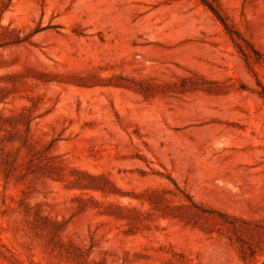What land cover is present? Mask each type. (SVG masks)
<instances>
[{
  "label": "rangeland",
  "instance_id": "obj_1",
  "mask_svg": "<svg viewBox=\"0 0 264 264\" xmlns=\"http://www.w3.org/2000/svg\"><path fill=\"white\" fill-rule=\"evenodd\" d=\"M0 264H264V0H0Z\"/></svg>",
  "mask_w": 264,
  "mask_h": 264
}]
</instances>
